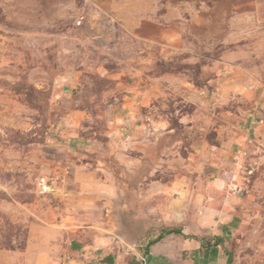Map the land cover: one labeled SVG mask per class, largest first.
I'll use <instances>...</instances> for the list:
<instances>
[{
    "label": "rangeland",
    "instance_id": "obj_1",
    "mask_svg": "<svg viewBox=\"0 0 264 264\" xmlns=\"http://www.w3.org/2000/svg\"><path fill=\"white\" fill-rule=\"evenodd\" d=\"M3 2L0 264H64L81 254L90 264L190 261L171 235L145 251L164 226L190 240L218 233L231 264H264V187L255 185L264 45L229 66L221 81L231 93L221 89L195 110L117 85L143 48L128 30L91 27L79 11L56 20L31 4L8 12ZM202 63L190 66L195 85Z\"/></svg>",
    "mask_w": 264,
    "mask_h": 264
},
{
    "label": "crops",
    "instance_id": "obj_2",
    "mask_svg": "<svg viewBox=\"0 0 264 264\" xmlns=\"http://www.w3.org/2000/svg\"><path fill=\"white\" fill-rule=\"evenodd\" d=\"M3 4L8 12L16 6L18 13L31 4L35 13L53 15L54 20L65 11L85 12L91 27L128 30L143 48L128 71L119 74L117 85L144 97L164 95L178 103L190 102L195 110L211 105L215 94L227 86L221 80L229 74V66L249 59L251 45H264V33L258 30L264 28V0H6ZM220 44L230 47L216 51ZM157 61L163 68L156 66ZM202 61L196 74L200 84L195 85L190 66ZM225 89L231 93L233 86ZM255 185L264 187V165ZM189 238L181 241V251L191 255L190 261L180 259V264L226 263L221 246L204 263V247Z\"/></svg>",
    "mask_w": 264,
    "mask_h": 264
},
{
    "label": "trees",
    "instance_id": "obj_3",
    "mask_svg": "<svg viewBox=\"0 0 264 264\" xmlns=\"http://www.w3.org/2000/svg\"><path fill=\"white\" fill-rule=\"evenodd\" d=\"M164 235H171L175 237V248L181 249V241L185 238L188 237H193L192 235L189 234H184L181 231V228L179 227H167L164 226L160 233L158 234V236L152 240L149 241V243L146 246L145 251H148V247H150L151 244L157 242L160 238H162ZM200 242L201 245L204 247V251L202 253V259L204 261V263H206L205 261H210L211 259H213L217 253L218 250V246H220L221 243H223V240L221 237L219 236H214L213 240H206L204 238H197ZM226 264H231V259H232V255L231 253L226 249ZM108 262L111 263L112 259L110 257L107 258ZM130 264H143L141 262V260H139V262L133 260L132 263Z\"/></svg>",
    "mask_w": 264,
    "mask_h": 264
},
{
    "label": "built area",
    "instance_id": "obj_4",
    "mask_svg": "<svg viewBox=\"0 0 264 264\" xmlns=\"http://www.w3.org/2000/svg\"><path fill=\"white\" fill-rule=\"evenodd\" d=\"M140 260L143 264H145V257L141 256ZM64 264H90V260L84 256L83 254L77 256H67L64 258Z\"/></svg>",
    "mask_w": 264,
    "mask_h": 264
}]
</instances>
